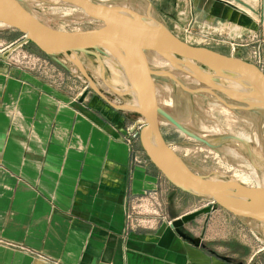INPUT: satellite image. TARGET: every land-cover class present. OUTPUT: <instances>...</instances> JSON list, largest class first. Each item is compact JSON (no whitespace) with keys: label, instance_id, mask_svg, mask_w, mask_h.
<instances>
[{"label":"crops","instance_id":"crops-1","mask_svg":"<svg viewBox=\"0 0 264 264\" xmlns=\"http://www.w3.org/2000/svg\"><path fill=\"white\" fill-rule=\"evenodd\" d=\"M164 4L174 33L189 26L188 35L235 45L264 63V0ZM27 47L23 34L0 33V264H225L203 229L194 237L190 221L181 227L197 242L172 227L188 211L168 204L176 190L186 192L140 156L135 94L77 92L55 68L16 63ZM256 256L242 264H264Z\"/></svg>","mask_w":264,"mask_h":264},{"label":"rangeland","instance_id":"rangeland-1","mask_svg":"<svg viewBox=\"0 0 264 264\" xmlns=\"http://www.w3.org/2000/svg\"><path fill=\"white\" fill-rule=\"evenodd\" d=\"M98 1L110 5L129 4L132 7L134 4H141L143 8L141 11L131 9L132 12L138 14L133 15L134 17L163 24L172 31L171 25L166 23L164 12H160V8L165 9L166 0H153V3L147 0ZM21 2L40 20L57 29L81 30L103 25L102 21L93 19L83 9L70 3H53L50 0H22ZM189 29H191L189 26L183 31L177 28L175 34L191 44L206 46L221 53L240 56L251 61L246 58L247 54L235 45L219 42L212 37H193L188 35L191 34ZM0 33L6 34L12 40L21 36L15 29L1 24ZM96 52L100 53L99 50ZM77 54H70L67 57L69 59L65 60L66 68H64L59 65L58 61L57 65L52 63L50 60L53 58L49 55L42 54L41 56L28 41V47L24 49V52H19L14 57L16 63L29 67L35 66L45 71L47 68H55L57 80L65 82L77 92L90 94L100 92L114 99L113 94L118 91L111 87L112 84L110 86L106 82L112 80L111 76H107L106 81L97 79L96 82L90 83L89 76L78 64ZM57 57L61 61L65 59L64 55ZM93 60L94 65L98 66L102 58L94 55ZM254 63L264 70L262 61ZM156 70L153 78L159 101L158 106L183 124L191 134L201 135L209 141V144L204 143L190 133L181 131L163 114H159L160 131L169 146L196 173L227 180L234 177L244 185L258 186L254 172H257L259 176H264V109H247L246 104L230 99L224 93L210 88L208 83L200 81L177 67L175 69L158 67ZM121 71L124 74V71ZM220 81L227 87H230L232 83L228 79H220ZM244 134L246 135L243 136ZM134 137L138 139V136ZM241 144L245 146L244 151L241 150L242 155L233 154L231 149ZM142 151L140 156H147L143 149ZM207 205L214 208L190 220L194 227L191 226L193 228L189 227L187 230L191 231L194 237H199L197 233L203 229L202 237L205 236L206 243L214 246L222 255L235 257L237 262H249L252 254L257 253L256 257L264 263V225L258 220L234 216L207 197L184 194L178 190L175 192L174 205L168 204L170 207L167 208L173 210L174 213H179L195 211Z\"/></svg>","mask_w":264,"mask_h":264},{"label":"water","instance_id":"water-1","mask_svg":"<svg viewBox=\"0 0 264 264\" xmlns=\"http://www.w3.org/2000/svg\"><path fill=\"white\" fill-rule=\"evenodd\" d=\"M0 0V22L21 31L43 53L59 63V55L79 52L99 57L96 50L104 47L119 62L124 76L135 88V109L142 115L143 124L138 131L142 149L155 167L176 188L194 196L211 199L221 208L241 218L258 220L264 225V187L247 186L240 182L212 178L194 172L163 138L159 127V114H163L183 132H189L179 121L161 110L157 103L156 85L147 61L150 50L161 53L176 63L177 68L224 93L230 99L246 104L247 109H264V70L256 63L240 56L227 55L215 49L194 45L180 38L160 23L156 25L121 5H110L98 0H65L83 9L90 17L103 22L95 28L61 30L40 20L21 2ZM192 70L197 72L192 74ZM220 79L241 85L247 92H236ZM93 83V82H91ZM191 134V133H190ZM196 139L209 141L196 134ZM213 206L185 213L172 220V227L184 238L200 242L201 238L188 236L182 226L209 212Z\"/></svg>","mask_w":264,"mask_h":264},{"label":"bare ground","instance_id":"bare-ground-1","mask_svg":"<svg viewBox=\"0 0 264 264\" xmlns=\"http://www.w3.org/2000/svg\"><path fill=\"white\" fill-rule=\"evenodd\" d=\"M53 3H69L66 2L65 0H50ZM136 2V1H134ZM124 7H127L129 9H133V11H137L135 10L132 6H130L129 4H124L122 5ZM151 16V15H150ZM150 23L156 25V22L154 21H149ZM1 25H5L3 23L0 22ZM100 59L102 58V60L100 61L99 65L96 67L94 65L93 60L90 58L89 55H87L86 53L83 52H79L76 56H77V60H78V64L82 67V69L84 70V72L87 74V76H89V81L91 82H96L97 79H104L107 80V76H111L112 80H111V84L112 86L115 87L114 90L117 89L118 92H122V93H126V92H130L133 93L135 90V88L131 87L130 83L124 78V74L121 71V67L119 62L115 59V57L110 53V51L104 47L100 48ZM147 61H148V65L151 71V75L153 77L154 74H156V68L158 67H169L171 69H175L176 63L173 61H170L169 59L165 58L161 53L157 52V51H153L150 50L147 52ZM98 57V58H99ZM82 60V61H81ZM84 61V62H83ZM101 64V65H100ZM78 67V66H77ZM76 67V69H77ZM79 69V68H78ZM90 72V73H89ZM163 72V71H162ZM159 73V72H158ZM169 73V71L167 72ZM183 73V72H182ZM196 74L197 72L192 70V74ZM154 79V78H153ZM123 85L124 88H120L117 86ZM231 86L229 88H231L233 91L236 92H247L246 89H243L241 87V85L237 84V83H231ZM111 86V85H110ZM112 96V95H111ZM221 101H223L221 99ZM157 103L159 104V101L157 99ZM119 105V104H118ZM126 105V104H125ZM165 105V104H164ZM185 127V126H184ZM246 134H244L243 136H245ZM201 136V135H200ZM241 136V135H240ZM243 138V137H242ZM246 140V139H245ZM246 142V141H245ZM242 143V142H241ZM248 143V142H247ZM249 145V144H248ZM247 145V146H248ZM245 146H243L241 144V146H237V147H233L231 150L233 152V154L235 155H239L243 153V148ZM250 149V148H248ZM243 150V151H241ZM242 152V153H241ZM248 177V174H246ZM255 178H256V185H258L259 187H264V176H259L257 174V172H254ZM243 176V175H242ZM250 176V175H249ZM216 178V177H215ZM244 178V176H243ZM241 179V178H240ZM245 179V178H244ZM230 182L232 183H236L238 182L236 179L230 180ZM252 223V222H251ZM252 225V224H251Z\"/></svg>","mask_w":264,"mask_h":264},{"label":"flooded vegetation","instance_id":"flooded-vegetation-1","mask_svg":"<svg viewBox=\"0 0 264 264\" xmlns=\"http://www.w3.org/2000/svg\"><path fill=\"white\" fill-rule=\"evenodd\" d=\"M186 231V229H185ZM207 247L211 248L212 246L209 245L208 243H206ZM211 246V247H210ZM212 251H214V249L211 248ZM221 255L222 260L225 262V264H242L241 261H236L235 257L231 256V255ZM236 261V262H235Z\"/></svg>","mask_w":264,"mask_h":264},{"label":"trees","instance_id":"trees-1","mask_svg":"<svg viewBox=\"0 0 264 264\" xmlns=\"http://www.w3.org/2000/svg\"><path fill=\"white\" fill-rule=\"evenodd\" d=\"M18 34H22L21 31L19 30H15ZM29 43L31 44L32 48H34L37 52L45 55L40 49H38L32 42L29 41ZM142 149V148H141Z\"/></svg>","mask_w":264,"mask_h":264},{"label":"built area","instance_id":"built-area-1","mask_svg":"<svg viewBox=\"0 0 264 264\" xmlns=\"http://www.w3.org/2000/svg\"><path fill=\"white\" fill-rule=\"evenodd\" d=\"M137 134V133H136ZM213 202V201H212Z\"/></svg>","mask_w":264,"mask_h":264}]
</instances>
